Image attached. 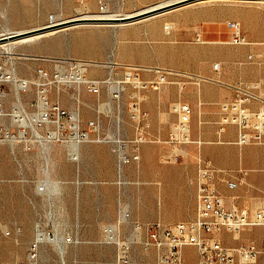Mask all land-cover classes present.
Here are the masks:
<instances>
[{"label":"rangeland","instance_id":"1","mask_svg":"<svg viewBox=\"0 0 264 264\" xmlns=\"http://www.w3.org/2000/svg\"><path fill=\"white\" fill-rule=\"evenodd\" d=\"M173 1L177 0H0V34L86 13L132 14ZM236 22L247 44L233 43ZM125 24L68 26L32 41H15L13 62L0 55V70L28 81L19 93L15 83L3 85L9 93L1 100L5 115L0 116V264H29L33 253L36 264H158L155 251L142 245L148 228L154 223L173 225L177 222L164 218L190 213V207L173 201L181 175L171 168L198 165L187 152L201 146L216 185V145L227 126H234L238 137L233 115L222 112L221 104L235 98L236 86L249 84L259 96L249 104L255 109L249 108L264 107V46L249 44L246 33L264 31V0H194ZM69 58L90 64L85 75L102 81L100 94L74 83L53 85L48 98L71 116L77 113L79 132H88L89 141H75L74 122L68 116L62 119L60 138L52 134L59 126L55 123L37 126L39 138L15 121L16 110L22 107L38 119L39 70L65 72ZM112 61L113 69L107 64ZM128 68L138 70L144 80L158 79L157 68L172 70L173 75L159 89L150 87L139 94L121 83ZM111 77L123 87L119 97L112 95L107 82ZM166 87L175 91L177 102L161 110L167 132L158 134L151 131V117L158 122L159 105L143 103L147 93ZM186 100L194 106L188 124L193 142L173 143L175 107ZM9 131L15 136L9 138ZM263 143L264 139L246 145ZM136 152L139 159L131 157ZM178 153L180 158L173 160ZM106 227L112 234H105ZM38 229L63 238L65 258L52 242L36 241ZM248 243L255 242L241 244ZM197 256L199 264L198 252Z\"/></svg>","mask_w":264,"mask_h":264},{"label":"built area","instance_id":"2","mask_svg":"<svg viewBox=\"0 0 264 264\" xmlns=\"http://www.w3.org/2000/svg\"><path fill=\"white\" fill-rule=\"evenodd\" d=\"M234 28L233 43L247 44L248 42L242 34L241 24L239 22L234 23ZM68 61L69 69L65 72L55 71L49 73L44 69L39 70L40 81L37 83V95L42 115L37 122L38 126H43L49 121L58 124L62 128L64 127L62 121L64 117L68 116L73 120V116L63 109L59 102L49 101L48 92L53 85L71 86L76 83L83 85L89 93L100 94L101 92L102 81L96 78H88L85 75L87 65H89L87 61L70 58ZM80 71L83 72V76L78 75ZM156 73L159 74L158 79L144 80L138 70L128 68L121 83L130 85L140 94L150 87L159 89L162 85L169 83L168 76L173 75L172 70L160 68L156 69ZM5 83H15L17 93L25 91L28 87V81L17 80L13 74L0 70V114H3L1 112L3 109L1 100L9 93V90L3 87ZM121 89L114 90L112 95L119 97ZM235 93V98L232 101L221 104V110L224 113L233 115L235 119L238 127L237 144L262 143L264 139V107L259 110L249 108L250 102L258 100L259 96L249 84L236 86ZM175 110L178 114V122L171 133V141L177 144L193 142L188 136V124L194 114V108L188 102H180L176 105ZM53 116H55V119H53ZM223 130L224 126L222 125L218 133L221 134ZM78 134L81 142L89 138L88 132H79ZM25 135L26 132L23 135L24 138H26ZM179 135L183 136L182 140L178 138ZM7 136L11 138L15 135L9 131ZM195 142L201 144V141ZM131 157L139 159L140 155L136 152ZM123 158L126 160L128 156L123 153ZM174 160H178V156H175ZM197 174L195 216L188 221H179L169 226H163L160 223L152 224L142 242L143 248L155 251L158 264H185L182 251L186 247H194L197 250L199 264L255 263L264 248L258 247L255 243L226 245L218 240L217 235L222 232L237 235L248 228L264 227V203L254 209L228 208L225 206L223 195L214 184L212 168L202 158L198 161ZM105 232L106 235L108 233L112 234L113 229L106 227ZM68 240H71V238ZM30 258L29 264H36L37 254H31ZM122 262H125V260Z\"/></svg>","mask_w":264,"mask_h":264},{"label":"crops","instance_id":"3","mask_svg":"<svg viewBox=\"0 0 264 264\" xmlns=\"http://www.w3.org/2000/svg\"><path fill=\"white\" fill-rule=\"evenodd\" d=\"M246 33L249 38V44L264 46V31L261 34ZM147 99L143 103L156 102L159 105L160 111L158 116V122L151 117V131L158 134H164L167 129L162 126L161 122V110H166L176 104L177 97L175 91L170 87L161 89L160 91H151L147 93ZM191 104L188 100L184 101ZM192 105V104H191ZM192 107H194L192 105ZM251 109H255V106L251 104ZM151 116V113H150ZM215 118H217L215 116ZM237 139V130L234 126H227L226 132L222 136V141L218 142L215 148V160L214 166L216 169V186L224 197L225 206L228 208L239 207L254 209L260 203H264V143L263 144H251L239 146L235 142ZM220 145V146H219ZM188 156L191 159L203 158L206 160V149L189 150ZM178 159L180 154H176ZM174 156V157H175ZM174 160V159H173ZM198 163V162H197ZM176 175H181L180 179L177 176L176 179L181 180V187H176L174 190L173 201L175 204L190 207V213L187 215H178L176 217H165L167 222H179L188 221L195 216L196 213V192H197V177H198V165L191 163L188 166L176 165L171 168ZM242 178V182L239 184L238 180ZM238 182V183H237ZM231 183V185H229ZM152 196L158 200L159 194L154 192ZM189 199L191 202H189ZM167 206V205H166ZM218 238H221L225 244L239 245L242 242L253 241L255 244L262 248L264 243V228L252 227L241 231L237 235H230L225 233H219ZM197 250L194 247H186L182 253L185 258V264H198ZM256 264H264V251L259 256V261Z\"/></svg>","mask_w":264,"mask_h":264},{"label":"bare ground","instance_id":"4","mask_svg":"<svg viewBox=\"0 0 264 264\" xmlns=\"http://www.w3.org/2000/svg\"><path fill=\"white\" fill-rule=\"evenodd\" d=\"M263 1V0H262ZM166 3H168V2H163V3H159V4H157V5H153V6H150V7H148V8H145V9H143V10H146V9H149V8H152V7H155V6H159V5H162V4H166ZM141 11H142V9H141ZM132 14H134V13H132ZM124 15H131V14H124ZM119 16H123V14H121V15H119V14H101V13H96V14H83V15H79V16H75L74 18L75 19H77V18H92V17H96V18H102V19H115V18H117V17H119ZM155 16H157V15H154V16H151V17H155ZM151 17H148V18H151ZM71 19V18H70ZM63 19H61V20H59V21H62ZM59 21H57V22H59ZM57 22H54V23H57ZM107 24H110V23H107ZM80 25V24H79ZM88 25V24H87ZM126 25V24H125ZM43 26V25H42ZM68 28V27H67ZM20 31H22V30H20ZM58 31V30H57ZM4 32V31H3ZM10 32H14V31H5L4 33H10ZM55 33V32H54ZM43 34H39V35H36V36H33V37H31V38H27V39H25L24 40V42H26V41H32L33 39H35V38H39V37H41ZM14 43L15 42H9V43H2V44H0V55H7V57H9V58H11V61L13 60L12 58H13V54H14V52H13V47H14ZM28 43V42H27ZM16 54V53H15ZM13 62V61H12ZM94 62V61H93ZM91 63V62H90ZM99 64V63H98ZM107 64L110 66V68L111 69H113L114 67H113V65H114V63H113V61L112 62H107ZM90 65V64H89ZM95 66L97 65L96 64V62H95V64H94ZM104 65V64H103ZM98 66V65H97ZM100 66H101V64H100ZM78 75H80V76H83V72L82 71H80V72H78ZM199 76V75H198ZM109 79H112V77L111 78H109ZM108 82V84L109 85H111L112 86V90H115V91H117V90H119L120 88H121V86H120V82H118V81H113V79L111 80V81H107ZM18 98V97H17ZM22 106V105H21ZM17 109H19V108H17ZM1 116H3V115H5V113L4 114H0ZM41 115L42 114H40L39 115V117H38V119H34V118H32V116H29L28 115V113L27 112H25L24 110H23V108L21 107V109H19V110H16V114H15V116H16V119H15V121H18V122H20L21 123V125L22 126H24V127H28V128H30V129H32V130H34L33 132L35 133V135L37 136V129H38V120L41 118ZM75 117H73V124H72V128L73 129H75L76 131H75V137H74V139H75V141H77V142H79L80 140V138H79V124H78V115H77V113L74 115ZM47 123H52V122H49V121H47ZM36 127V128H35ZM61 127L60 126H57V129L56 130H54L53 131V135L56 137V138H60V134H61V129H60ZM25 130V129H24ZM20 136H22L23 137V132H21V134H20ZM38 137H39V134H38ZM40 138V137H39ZM109 140V139H108ZM112 142L114 141V140H112V139H110ZM118 140V139H117ZM86 141H89V138H88V140H86ZM117 142V141H116ZM49 148V147H48ZM47 150V149H46ZM47 152H48V150H47ZM49 155V154H48ZM48 155H46V157L47 158H49V156ZM49 160V159H48ZM124 216V215H123ZM63 239V238H62ZM62 239H60L57 235H54L53 237L52 236H49V235H47L44 231H42L41 229H38V233H37V237H36V241L37 242H40V243H42V242H46V241H50V242H52L53 244H55L56 246H57V250H59V253L62 255V257L63 258H65V256H64V253H65V249H64V244H62ZM66 254V253H65ZM62 259V258H61ZM64 262H65V260H63ZM63 264H66V262L65 263H63Z\"/></svg>","mask_w":264,"mask_h":264},{"label":"water","instance_id":"5","mask_svg":"<svg viewBox=\"0 0 264 264\" xmlns=\"http://www.w3.org/2000/svg\"><path fill=\"white\" fill-rule=\"evenodd\" d=\"M194 0H177L173 2H168L166 4H162L159 6H155L146 10L139 11L137 13L131 15H123L119 16L115 19H102V18H72L67 20H62L57 23H50L41 27L22 30V31H14L10 33H2L0 34V44L2 43H9L15 42L20 40H25L27 38H31L33 36L39 34H46L52 31H56L58 29H62L68 26H74L78 24H103V23H110V24H125V23H132L144 18H148L154 15H158L170 9L179 7L181 5L190 3Z\"/></svg>","mask_w":264,"mask_h":264}]
</instances>
